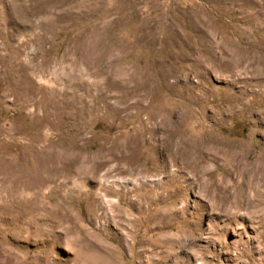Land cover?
<instances>
[{
    "label": "rangeland",
    "instance_id": "rangeland-1",
    "mask_svg": "<svg viewBox=\"0 0 264 264\" xmlns=\"http://www.w3.org/2000/svg\"><path fill=\"white\" fill-rule=\"evenodd\" d=\"M243 163L264 0H0V264H264Z\"/></svg>",
    "mask_w": 264,
    "mask_h": 264
},
{
    "label": "bare ground",
    "instance_id": "bare-ground-1",
    "mask_svg": "<svg viewBox=\"0 0 264 264\" xmlns=\"http://www.w3.org/2000/svg\"><path fill=\"white\" fill-rule=\"evenodd\" d=\"M215 153L218 155H223L225 157V160H227L230 163L236 162V159L233 157V151L230 149L229 150L217 149ZM234 169H235V173L237 176H242L248 180L246 184L243 181V187L241 188V192L237 195L238 197L237 205L241 198L242 201L244 200L243 203L247 210L249 211L250 209H263L264 210V195H262V192L260 191V188L262 186L261 182L264 181V163L252 164L251 166L243 163V164H240L239 166H236ZM251 191H253L255 195L252 196Z\"/></svg>",
    "mask_w": 264,
    "mask_h": 264
}]
</instances>
